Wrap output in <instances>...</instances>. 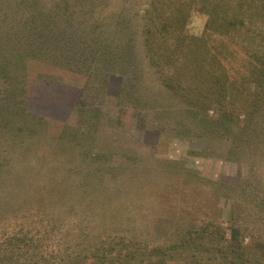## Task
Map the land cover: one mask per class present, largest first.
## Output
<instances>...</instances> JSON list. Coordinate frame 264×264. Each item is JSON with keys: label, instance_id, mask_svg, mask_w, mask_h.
<instances>
[{"label": "rangeland", "instance_id": "374dc122", "mask_svg": "<svg viewBox=\"0 0 264 264\" xmlns=\"http://www.w3.org/2000/svg\"><path fill=\"white\" fill-rule=\"evenodd\" d=\"M252 4L0 0V36L44 35L8 64L26 77V122L0 99V264H117L125 244L132 264H264Z\"/></svg>", "mask_w": 264, "mask_h": 264}, {"label": "trees", "instance_id": "16d2710c", "mask_svg": "<svg viewBox=\"0 0 264 264\" xmlns=\"http://www.w3.org/2000/svg\"><path fill=\"white\" fill-rule=\"evenodd\" d=\"M254 1H256V2H254ZM257 1H259V0H251V3H256V4H252V5L255 7H258L257 5H259L260 8L264 7V2H257ZM48 26L49 25H47V27ZM37 31L41 35L38 34V37L35 38L34 35L29 34L31 36H26L24 39L25 44H23V43L20 44L23 47L15 46V43L12 44V39L14 38L13 36L17 35L16 38L21 39L22 35H23V33L21 31H19V29H16L15 27H12V26L8 27L6 29L4 35L0 36V38L6 39V43L0 45V99L3 101L5 100L6 102L9 101L10 104L14 102V105L8 106V104L4 101L6 105L3 106V108L8 109V114L11 115L8 117V120L10 122L16 121V123H19V120L17 119L18 116L21 115V117H22V114H24V110L22 111L23 113L20 114V105L22 106L26 102V94L28 91V89H27L28 85L26 83V77H25L24 73H22L21 70H17L13 67H10L8 64L12 62L11 61L12 58L22 56V54L24 52H26L27 50H31V49L33 50L34 48H36V51L41 53V50H43L42 46H44V44H43V40H44L43 36L44 35H43V31L41 28L38 29ZM47 32H52L50 27L48 28ZM11 37H13V38L11 39ZM28 48H30V49H28ZM126 55H129V53L127 52ZM103 56H104V58H106V55H102V57ZM121 58H122V56L120 55V59ZM101 63L104 66L103 62H101ZM263 67H264V65H263ZM110 74L111 75H119V77H121L120 84L122 83L124 88L127 87L128 82H127V78L124 75V71H115L114 69H112ZM108 76H110L109 73L107 74L104 71H102L101 80L102 81L106 80ZM124 88H122V91ZM124 91H125V89H124ZM118 94L121 95V92ZM22 119H24V118L22 117ZM22 122H26L25 119ZM61 189H62V186L60 187V185L58 183L57 191H60ZM129 248L131 250V252H129L130 254L126 251V249L128 250ZM164 250L165 249L160 248L158 251L163 254ZM116 254H117V257H116L117 264H132V263H127L128 260L134 255L132 246L125 244L119 250V252ZM146 263L158 264L161 262L150 260L149 262H146ZM95 264H99V263H95ZM101 264H103V263H101Z\"/></svg>", "mask_w": 264, "mask_h": 264}]
</instances>
